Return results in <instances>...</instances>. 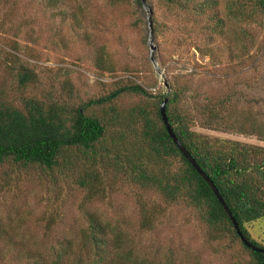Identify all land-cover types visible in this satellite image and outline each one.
I'll use <instances>...</instances> for the list:
<instances>
[{
  "label": "rangeland",
  "instance_id": "1",
  "mask_svg": "<svg viewBox=\"0 0 264 264\" xmlns=\"http://www.w3.org/2000/svg\"><path fill=\"white\" fill-rule=\"evenodd\" d=\"M6 1L0 0V93L10 105L51 99L73 109L135 83L151 95H123L116 108L120 114L140 106L153 112L157 96L179 88L192 131L264 148V12L225 21L222 33L214 31L213 13L186 20L160 0H139L143 20L132 0H56L52 6L46 0ZM217 2L226 19L228 0ZM143 3L159 25L151 43L157 70L149 58ZM20 66L33 76L24 86L17 81ZM105 109L96 113L105 118ZM129 128L134 135L140 127ZM73 170L26 169L10 161L0 167V264H27L26 251L49 259L57 241L72 239L79 247L88 214L120 232L128 247L173 254L174 264L252 263L229 234L208 229L184 203L166 204L154 190L100 171L99 191L87 198ZM247 230L264 246V221Z\"/></svg>",
  "mask_w": 264,
  "mask_h": 264
},
{
  "label": "trees",
  "instance_id": "2",
  "mask_svg": "<svg viewBox=\"0 0 264 264\" xmlns=\"http://www.w3.org/2000/svg\"><path fill=\"white\" fill-rule=\"evenodd\" d=\"M46 1L51 6L57 2ZM160 1L166 7L179 10L186 20L194 16L202 19L209 12L213 13L214 31L225 21L242 22L255 14L262 16L264 12V0H228L224 8L226 19L220 17V10L215 7L217 0ZM132 2L141 20V2ZM151 21L154 39L159 25L152 18ZM199 54L204 55L202 51ZM96 65L100 67L98 59ZM32 78L27 67H19L20 86ZM181 93L182 90L176 88L171 95L157 96L153 112L140 106L132 107L125 114H120L115 106L121 96L151 95L140 84L121 85L73 109L51 99L43 102L35 98H27L23 107L17 108L7 103L0 93V167L10 161L16 167L41 171L74 169L72 174L79 171L76 182L86 190L87 198L99 191L101 174L97 171L107 177H125L129 183L154 190L166 204L184 203L208 229L229 234L238 242L248 252L251 264H264V253L243 244L211 188L169 136L160 116L161 102L168 98L166 115L176 137L212 180L243 236L262 249L263 245L250 238L247 226L264 221V148L236 140L209 138L192 131L191 120L180 108ZM105 107H109L106 113ZM97 109H105L104 114L108 116L103 118L96 113ZM132 123L140 127L134 135L133 128L127 129ZM110 126L111 132L108 131ZM76 165L78 168L73 167ZM86 222L79 247L72 239L57 241V246L50 248L49 259L26 251L27 264H174L173 254L159 257L157 251L147 255L128 247V241L123 240L120 232H115L93 214L86 216ZM21 253V249H17L16 256Z\"/></svg>",
  "mask_w": 264,
  "mask_h": 264
},
{
  "label": "water",
  "instance_id": "3",
  "mask_svg": "<svg viewBox=\"0 0 264 264\" xmlns=\"http://www.w3.org/2000/svg\"><path fill=\"white\" fill-rule=\"evenodd\" d=\"M143 6L145 7L144 3ZM147 9V23H148V45H149V50H150V61L152 62L154 68L157 70V64L153 58L152 52L154 50V47L151 45L152 43V39H153V31H152V21H151V15H150V11L148 10L147 7H145ZM165 86H167L166 83H164ZM168 101V98H165L160 105V116L162 119L163 124L165 125V128L169 134V136L171 137V139L173 140V142L175 143V145L178 147V149L180 150V152L183 154V156L190 162V164L195 168V170L200 174V176L206 181V183L208 184V186L211 188V190L213 191V193L215 194L216 198L218 199L219 203L221 204L223 210L225 211V213L227 214V216L229 217L230 221L233 224L234 229L236 230V233L238 234V236L240 237L241 241L243 242V244L250 248L253 251H257V252H261L264 253V249L257 247L255 245H253L249 240H247L242 232L239 229V226L235 220V218L233 217L231 211L229 210L228 206L226 205L225 201L223 200L221 194L219 193V191L217 190V188L215 187L214 183L212 182V180L205 174V172L201 169V167L196 163L195 159L192 158V156L190 155V153L185 149V147L183 146V144L178 140V138L176 137L171 125L169 124L167 115H166V103Z\"/></svg>",
  "mask_w": 264,
  "mask_h": 264
}]
</instances>
